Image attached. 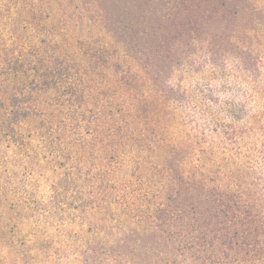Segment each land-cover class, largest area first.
I'll return each mask as SVG.
<instances>
[{"label":"rangeland","instance_id":"rangeland-1","mask_svg":"<svg viewBox=\"0 0 264 264\" xmlns=\"http://www.w3.org/2000/svg\"><path fill=\"white\" fill-rule=\"evenodd\" d=\"M174 5L0 0V264H152L123 231L175 142L259 215L228 264H264V0Z\"/></svg>","mask_w":264,"mask_h":264},{"label":"trees","instance_id":"trees-1","mask_svg":"<svg viewBox=\"0 0 264 264\" xmlns=\"http://www.w3.org/2000/svg\"><path fill=\"white\" fill-rule=\"evenodd\" d=\"M107 1L113 6L117 3L118 8H122L125 13L132 8L140 7L144 1L161 0ZM181 1L183 4V0ZM169 2H172V5L174 3L175 5L179 4V0H169ZM86 4V1L83 2V5L76 3L74 9L85 16L84 13L87 15V11L95 12L96 6V11L99 7L93 3L92 5ZM175 5L173 8L176 9ZM162 8H164V4H162ZM188 9L186 7L184 11ZM257 9L256 5L252 7L253 12ZM102 10L107 9L103 8L100 11ZM178 11L172 12L173 17L171 18L179 20L184 18L185 13L191 12H181L184 13L181 15ZM158 14L161 15L159 12ZM99 19L101 20V18ZM105 19H108V15L105 16ZM129 26L128 22L121 20L123 29ZM124 102L125 100L121 101V103ZM12 113H14L13 118L21 115L19 111H12ZM122 113L118 114L123 117L121 122L124 125L119 124V126L125 133L130 128L135 129V125L140 124L139 127H141V123H144L143 119L137 114V110L134 114L131 113V109L126 113ZM118 114L115 113L114 116H118ZM17 122V120L13 121L12 124L15 126ZM108 124L105 121L104 128L106 130H103V134H99V138L113 141L112 133L105 127ZM155 149L157 152L158 150L167 152L168 157L172 156L171 152L175 154L183 152L182 157H180L182 161H176V159L169 161L167 159L169 164L161 162L162 170L159 173H161V176L164 174V181L160 177L162 183L150 193L152 195H149V200L146 201L144 217H133L134 221L129 226L134 227H127L128 229L123 231V239L131 238L135 234L138 235L135 239L140 237V248H143L142 242L145 243L148 247L145 250L148 256L142 257L140 252L137 253V256L143 260H146L147 257L153 258L152 264L230 263V259L236 258L238 254L234 250L235 246L240 250L241 248L242 250L245 249L247 244L245 237L251 235L252 222L256 223V218L259 216L256 213L257 211L254 212L251 209L249 211L240 195L232 188L222 184L223 177L219 176L215 169H209L206 163H202L203 161L200 164L193 161L194 150L192 144L186 143L183 148H177L175 142L171 149H168L167 146L161 143L157 144ZM97 200L106 203L103 193ZM134 242L135 244L138 243ZM256 247L255 244L253 248ZM262 256L258 259L259 261L262 260ZM240 261L243 264L246 263L244 259ZM143 264L146 263L143 262Z\"/></svg>","mask_w":264,"mask_h":264}]
</instances>
